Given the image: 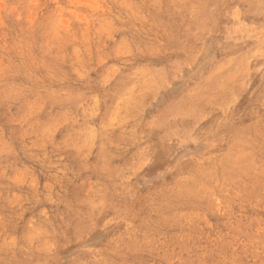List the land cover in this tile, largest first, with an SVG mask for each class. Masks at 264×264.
I'll list each match as a JSON object with an SVG mask.
<instances>
[{
  "label": "rangeland",
  "instance_id": "obj_1",
  "mask_svg": "<svg viewBox=\"0 0 264 264\" xmlns=\"http://www.w3.org/2000/svg\"><path fill=\"white\" fill-rule=\"evenodd\" d=\"M0 264H264V0H0Z\"/></svg>",
  "mask_w": 264,
  "mask_h": 264
},
{
  "label": "bare ground",
  "instance_id": "obj_2",
  "mask_svg": "<svg viewBox=\"0 0 264 264\" xmlns=\"http://www.w3.org/2000/svg\"><path fill=\"white\" fill-rule=\"evenodd\" d=\"M79 126V125H78ZM44 219V218H43ZM33 220V219H32ZM30 222V221H29ZM33 224V223H32ZM42 227V226H41Z\"/></svg>",
  "mask_w": 264,
  "mask_h": 264
}]
</instances>
